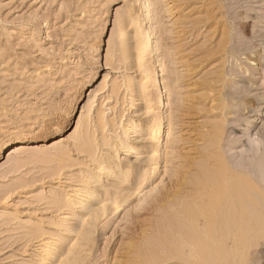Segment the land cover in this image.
I'll return each mask as SVG.
<instances>
[{"label": "rangeland", "instance_id": "1", "mask_svg": "<svg viewBox=\"0 0 264 264\" xmlns=\"http://www.w3.org/2000/svg\"><path fill=\"white\" fill-rule=\"evenodd\" d=\"M108 1L0 0V144L18 130L37 137L42 131L56 133L74 105L80 112L91 91L94 93L91 119L100 110L117 132H126L129 140L121 146L109 139L110 133H104L107 144H111L108 161L111 166L121 165L123 171L128 169L124 172L131 174L130 183L120 184L109 179L105 170H94L99 197L92 202L93 209L105 206V210L93 222L90 240L82 242L74 232L89 218V210L79 206V200L83 199L78 195L80 186L74 183L78 177L89 182L86 176L94 164L67 143L64 156L53 157L56 152L52 151L49 162L23 164L15 173H3L6 158L0 160V215L9 214L8 219H0V264L37 262L41 245L56 240L61 224L70 229L62 230L64 239L60 243L65 251L76 244L81 250V264H136L131 259L136 239L131 237L139 224L151 216L142 207L143 198L149 194L159 198L167 194L183 164L204 147L203 135L213 122L220 120L222 108L225 115L231 113L223 115L227 125L225 142L236 146L227 154L237 155L245 147L249 150L246 154L252 157L254 150L262 148L263 140L257 134L259 120H253L254 117L247 124L239 119V114L252 118V108L247 106L244 110L236 100L227 98L228 94L240 91L235 83L240 75L238 63L224 62V84L215 82L219 65L204 59L198 61L195 34H184L186 23L198 17V6L187 7L186 0H150L151 13L157 21L152 34L138 17L139 1L124 0L131 7L128 12L131 18H137L133 23L135 32L132 25L125 29L129 33L127 44L131 56L125 55L124 62L101 68V77L80 96L79 78L99 69L95 44L100 31L110 28L104 25ZM220 1L227 18H238L248 25L249 36L236 41L245 42L240 49L241 58L250 50L264 54V0ZM197 40L198 44L203 41ZM180 57L183 59L177 64ZM161 59L163 71L156 72L160 87L155 89L154 69ZM260 60L264 69V60ZM174 74H177L176 82H173ZM112 83L116 86L113 91ZM133 84H139L144 95L135 92ZM158 91L165 95L166 103L161 116L156 104ZM254 94L264 96V81L251 95ZM78 117L79 113L75 122ZM87 124L84 119L76 129L74 124L72 130L82 133ZM141 129H144L142 133ZM69 135L51 138L47 147L65 143ZM94 137L99 143L100 133L96 132ZM104 149L106 146L100 145L102 153ZM7 155L14 156L11 151ZM58 164L60 169L52 172ZM51 185L67 193L74 204L69 210L57 211L37 197L42 190L47 196ZM114 202L118 204L116 210H113ZM70 213L74 216L68 218ZM31 224L38 225L40 233L29 234ZM60 259L62 256H56L49 262L58 264Z\"/></svg>", "mask_w": 264, "mask_h": 264}, {"label": "bare ground", "instance_id": "2", "mask_svg": "<svg viewBox=\"0 0 264 264\" xmlns=\"http://www.w3.org/2000/svg\"><path fill=\"white\" fill-rule=\"evenodd\" d=\"M137 1L140 3L138 17L143 20L142 26L152 34L153 26L157 21L152 16L150 0ZM186 4L187 7L198 6L196 8L198 17L186 23L184 34L190 36L195 34V44L198 45L195 52L200 56L198 61L204 59L207 63L217 62L219 65L215 82L224 84V62L233 60L235 64L238 63L240 75L239 81L235 83L240 86V89L237 88L240 91L238 94H228L227 98L229 97L230 101L236 100L244 110L247 106L252 108L254 112L252 118H244L239 114V119H243L247 124L251 123L254 117L256 119L253 120H259L257 134L263 140V145L261 149L254 150L255 154L250 156L251 158L246 154L249 150L245 147L239 154L229 156L227 153L236 146L233 142H225L227 125L224 116L231 113L225 115L222 108L220 120L213 122L210 130L203 135L204 147L198 155L183 164L181 173L173 181L167 194L160 198L149 194L143 198L142 207L148 210L151 216L150 219L139 224L138 230H135L131 237L136 239L131 259L136 264H264V249L259 248L264 246V96L251 95L259 83L264 81V69L260 60H264V54L253 53V50H250L241 58L240 49L245 42L236 41H240L241 37L249 36L248 25L238 18H227L225 16L227 11L220 0H186ZM130 8L128 2L124 0L108 1L104 12V25L110 28L104 27L100 31L95 44V57L99 69L79 78L80 96L93 87L101 77V68L112 67L115 63L124 62L125 55L131 56L127 44L130 39L129 33L125 29L127 30L129 25L134 26L133 23L137 18H131L128 13ZM133 29L135 32V26ZM115 34H118L116 40ZM199 38L203 39L200 44L197 40ZM185 58L190 59L188 55H185ZM182 59L183 57H180L177 64ZM135 60L137 62V58ZM162 65V59L158 60L156 70L154 69L155 79L152 85L155 89L160 87L156 72L163 71ZM173 78V82H176L177 74H174ZM111 86L113 91L116 86L115 84ZM253 86L255 89H252ZM167 88L168 86H165V89ZM133 89L139 95L143 94V88L141 89L139 84H133ZM93 94L89 92L80 112L76 110V105L71 108L64 125L56 133L42 131L43 133L41 132L37 137L18 130L6 136L0 144V160L6 158L2 169L5 174L15 173L23 164L49 162L52 151L56 152L53 157L64 156L63 148L66 143L79 154H84L94 164V168L86 176L89 182L78 177L74 183L75 186H80L78 195L83 199L79 200V206L89 210V218L83 220L80 228L74 232L77 240L82 242L90 240L93 222L99 218L98 213L105 210V206L93 209L92 202L99 197L96 192L97 174L94 170H105L109 179H115L120 184L130 183L131 176L128 172H124L128 169L123 171L121 165L111 166L108 161L107 152L111 144H107L104 133H110L109 139L116 140L121 146L128 144L129 140L126 132H117L115 125L108 121L100 110L96 111L94 118L91 119L92 115L89 113L92 110ZM158 94L156 104L160 108L161 116L166 105L165 95L161 91H158ZM78 113L79 117L75 122ZM84 119L88 123L84 132L78 133L80 130H72L74 124L76 129ZM106 127L109 129L105 132ZM143 130L141 129L140 133ZM96 132L100 133V144L94 137ZM66 133L70 135L65 143L63 141L47 147L46 143L51 138H60ZM100 145L106 146L104 153L100 150ZM9 151L14 156L7 155ZM251 151L253 152L252 149ZM59 169L58 164L52 172ZM43 193V190L40 191L37 197L57 211L69 210L74 205L64 190L53 185L46 192L47 196ZM117 208L118 204L114 202L113 210ZM73 216L74 214L70 213L67 217ZM8 218L9 214L1 213V221ZM32 225L34 224L30 226ZM60 226L63 231L70 229L63 224ZM62 230L57 233L56 240L41 245L38 261H34L33 264H50L49 261L56 256H62L58 264L82 263L81 250L77 249L76 244L65 251V247L60 243L64 239L61 236ZM40 231L41 228L36 225L30 227L28 233L36 235Z\"/></svg>", "mask_w": 264, "mask_h": 264}]
</instances>
